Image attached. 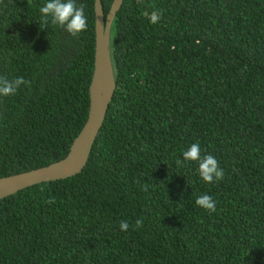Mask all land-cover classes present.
Wrapping results in <instances>:
<instances>
[{"label":"trees","instance_id":"1","mask_svg":"<svg viewBox=\"0 0 264 264\" xmlns=\"http://www.w3.org/2000/svg\"><path fill=\"white\" fill-rule=\"evenodd\" d=\"M44 3L0 0V77L30 81L0 96V177L63 158L87 118L94 0L78 37L41 30ZM110 52L84 168L0 199V264H264V0H123ZM193 143L222 180L176 163Z\"/></svg>","mask_w":264,"mask_h":264},{"label":"water","instance_id":"2","mask_svg":"<svg viewBox=\"0 0 264 264\" xmlns=\"http://www.w3.org/2000/svg\"><path fill=\"white\" fill-rule=\"evenodd\" d=\"M122 2L123 0H112L109 11L104 16L101 0H94L95 53L89 84V109L87 118L72 140L68 153L46 166L0 177V199L37 183L73 176L84 168L116 89L110 34L112 22Z\"/></svg>","mask_w":264,"mask_h":264},{"label":"clouds","instance_id":"3","mask_svg":"<svg viewBox=\"0 0 264 264\" xmlns=\"http://www.w3.org/2000/svg\"><path fill=\"white\" fill-rule=\"evenodd\" d=\"M41 21L39 22L41 30L46 29L51 23L53 26H59L67 31L71 36L78 37L87 29V17L83 5L78 6L76 0H46L40 8ZM152 22H156L153 16ZM43 25V28L42 26ZM30 81L23 76L9 80L7 77H0V96H12L16 93L21 85H28ZM183 159H177L178 165L186 162H198V174L206 183L220 181L224 177V170L219 166V161L212 155L201 156L200 145L193 143L187 150L182 153ZM50 203L53 201H49ZM195 204L202 207L209 213L216 211V202L209 194H202L197 197ZM143 226V219L135 221L134 228L138 229ZM130 224L126 220L120 222L121 231H127Z\"/></svg>","mask_w":264,"mask_h":264}]
</instances>
